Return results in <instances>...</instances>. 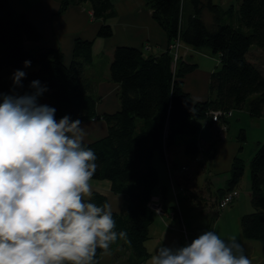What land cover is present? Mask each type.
<instances>
[{
	"label": "trees",
	"instance_id": "1",
	"mask_svg": "<svg viewBox=\"0 0 264 264\" xmlns=\"http://www.w3.org/2000/svg\"><path fill=\"white\" fill-rule=\"evenodd\" d=\"M56 1L60 12L69 6L89 2L93 19L100 21L96 35L104 39L112 36L111 25L107 22L113 14L111 0ZM146 3L170 43L179 38L193 50L210 49L218 56L219 66L209 75L208 99L192 102L183 88V79L196 69V63L182 61L180 56L174 63L169 47L158 56H145L131 45H119L113 50L109 76L119 87V110L100 116L106 124L104 136L83 142L97 156V169L92 179L107 180L111 192L120 194L123 199L119 211H113L114 231H126L127 242L118 238V242L110 245L113 264H144L150 258L146 241L157 215L151 208V197H154L153 190L159 180L152 164L155 154L159 153L165 163L164 155L168 157L175 137L178 134L196 136L198 123L203 120L212 127L214 137L204 149L206 158L211 161L216 154L215 142L219 140L217 125H213L209 115L212 110L230 111L232 115L233 110L246 107L250 117L264 116V70L249 58V53L255 52L253 47L264 54V0H239L235 10L228 8L227 11L211 0H189L192 13L187 16L184 27L180 26L182 0H146ZM206 9L212 16L211 25H206L201 16ZM41 40V35L23 14L14 13L7 0H0V102L3 95L11 92L31 94L33 89L29 85L39 81L47 89L40 97L44 96L47 106L56 110L57 121L64 116L82 122L99 118L95 110L99 99L84 75L85 66L92 60V41L75 39L72 58L65 63L58 49L43 46ZM25 61H31L27 68ZM17 70L26 73L22 87H15L12 82ZM228 119L222 117L221 121L227 125ZM239 137L245 140L243 130ZM256 148L248 164L252 211L241 215L239 227L242 238L259 241L264 246V142L257 143ZM184 151L197 162L196 141L185 143ZM197 165L202 168L203 162L199 159ZM244 168V160L235 154L229 178L225 187L217 190L221 195L216 197L214 205L217 206L218 200L229 191H234L237 198L236 187ZM178 171L183 173L180 167ZM169 178L172 180V176ZM187 183L186 179L185 188L180 187V191L185 189L191 200L197 198L193 189L189 191ZM169 185L175 186L174 183ZM88 202L97 206L108 204L104 193L98 191H92ZM172 208L176 212L171 215L168 212V217L179 218L177 209ZM165 211L164 208L167 214ZM101 252L97 250L95 261Z\"/></svg>",
	"mask_w": 264,
	"mask_h": 264
},
{
	"label": "clouds",
	"instance_id": "2",
	"mask_svg": "<svg viewBox=\"0 0 264 264\" xmlns=\"http://www.w3.org/2000/svg\"><path fill=\"white\" fill-rule=\"evenodd\" d=\"M25 76L15 71L13 85L22 87ZM29 87L31 94L0 102V264H96L97 250L109 255L127 232L114 231L110 204L88 202L97 156L83 145L82 121H57L54 108L37 102L47 89L39 81ZM150 264L251 261L235 236L226 243L204 231L183 247L160 246Z\"/></svg>",
	"mask_w": 264,
	"mask_h": 264
},
{
	"label": "crops",
	"instance_id": "3",
	"mask_svg": "<svg viewBox=\"0 0 264 264\" xmlns=\"http://www.w3.org/2000/svg\"><path fill=\"white\" fill-rule=\"evenodd\" d=\"M7 1L9 2V5L14 13L23 14L25 18L28 19L31 24H33L38 34H40L42 37L41 43L43 46L50 48L52 47L58 49L61 52L62 56H64L65 63L70 62L72 58L71 53L75 39L79 38L82 40L87 39L92 41V60L85 66L84 75L92 83L93 88L95 89L94 94L99 99L95 107L99 118H93L82 122V126L85 128L87 133L83 141L85 143L97 140L106 134V124L100 118L102 114H110L119 110V87L111 80V76H109V63L113 56V50L119 45H131L142 51L145 56H158L165 52V50L173 43H170L164 29H161L155 19L152 18V10L151 7L147 5L146 0H111L113 14H111V16L107 19V22L111 25L113 34L107 39L100 38L96 35V30L100 24V21L93 19L89 2H83L81 5L69 6L64 11L60 12L58 11L59 3L56 0ZM238 1L239 0H211L213 4H218L223 11H227L228 8L235 10L238 7ZM181 6L180 26L184 27L187 21V16L192 13V5H190L189 0H182ZM201 16L206 25L212 24V16H210L207 9L202 11ZM178 51L182 61H190L197 64L196 69L188 73L183 79L184 90L190 95L192 102L208 99L210 96L208 83L209 75L211 71L217 68V64L219 63L218 56L216 61L215 58L211 56L205 49L201 48L193 50L188 45L183 44L181 40L178 46ZM257 51V54L260 55L259 57L264 56V54L259 50H255L253 54H255ZM9 95L20 96L16 92H11ZM37 102L40 105H47V101L44 96L39 97ZM203 122L204 123L200 127H207L208 124H206L205 121ZM209 128V134L212 137V127ZM172 151L173 148L168 150V162L171 165L170 170L172 174V180L169 178L166 164L161 159L160 154L157 153L154 155V157L157 156L159 164L163 166V168H161L162 174L164 176H162V180H160L159 177L157 187L153 190V196L158 198V203H161V207L163 209L165 208L167 211H165L167 214L164 213V215L159 214L155 216V218H158L156 220L161 222L160 224L162 226L166 224L167 218L170 219V221L174 220L168 217V212L173 209V206H171V198L167 197L168 188L170 187L171 191L172 187L169 184H172V182L175 185L174 187H176V192H178L177 194L180 197H183H181L183 201L189 199L185 189L180 191V187L185 188L183 183L186 179L188 181L187 185L189 186V191L190 189H193L194 195L197 198L203 194L210 196L212 206H214V202L217 199L216 197L221 195L217 191L219 188L216 189L214 194L210 193V190H208L209 188H205L202 191L197 184L196 176L194 177L192 172L188 173L187 171L179 174L178 169L181 164L178 163L177 160L173 159ZM215 151L216 154L213 159H217L220 155L217 150ZM186 157H188V160H190L189 156L186 155ZM227 170L229 172L228 168L224 171V173L227 172ZM227 179L224 180L222 188L225 187V181ZM209 183H211L210 180ZM205 184L207 185V183ZM237 188L238 187H236V190ZM245 193L246 195L240 196L239 192H237V198L229 204L232 205L234 203V206H231V208L228 209L224 215H227V213L232 215L234 209L239 206L245 207L246 205V209H243L244 211L249 209V189ZM226 207L223 209H226ZM240 217L241 216H238L237 219H240ZM175 220H177V218H175ZM147 249L149 251L148 247ZM150 252L151 251H149V254ZM149 260L150 258L144 264H147Z\"/></svg>",
	"mask_w": 264,
	"mask_h": 264
},
{
	"label": "rangeland",
	"instance_id": "4",
	"mask_svg": "<svg viewBox=\"0 0 264 264\" xmlns=\"http://www.w3.org/2000/svg\"><path fill=\"white\" fill-rule=\"evenodd\" d=\"M203 49L208 51L209 54L217 61V55L213 54L210 49ZM252 49V51L257 50L255 47ZM253 53H249V58L257 61L260 68L264 70V56L259 57L260 55L257 54L258 51L255 54ZM218 65L219 63L217 64V67ZM228 121V129L225 132L224 137L225 140H217L215 142V150L220 153L217 159L210 161L205 156L204 149L212 142L213 136H210V128L208 126L205 128L200 127L204 123L203 120L198 123L200 131L196 136L178 134V136L175 137V145L173 147L172 156L174 160L178 161V163L181 165L185 164V166L189 168L188 173L192 172L193 175L196 176L197 184L202 191L205 188H209L210 193L214 194L216 189L220 187L222 188L224 180L229 178L230 172L227 170V172L224 173V171L228 168L230 169L232 158L236 154L245 162L244 174L237 190L240 196L246 195L245 192L250 187L248 171L249 159L255 153L257 143L264 142V117L252 118L248 115L246 107H244L241 110H233L232 117ZM240 130H243L244 136L246 137L245 140H242L239 137ZM187 140L196 141L199 151L197 162H199V159L203 162L202 168L197 165L195 160H191L190 157V160H188V157H186L184 146L185 143L188 142ZM152 164L157 170L160 180H162V176H164L162 174L163 166L159 164L157 156L154 157ZM209 180L211 183H209ZM90 183L92 191H98L101 194L104 193L108 200V204L112 207V211H119L123 199L120 194L111 192L109 182L107 180L91 179ZM205 183H207V185ZM175 190L176 187L175 189L174 187H171V191L169 187L167 197L171 198V206L177 209L179 213L178 215L180 216L177 220L174 219L172 221L167 218L166 224L163 226L160 224L161 222L156 220L158 218H155V222L149 227V239L146 241V246L149 248V251H151L150 259L160 246L171 248L183 247L190 244L193 239L197 238L204 231H214L222 239H224L226 243L230 237L235 236L237 242L240 243L243 248V254L249 258L251 264H264L263 244L259 241H246L242 238L239 227L240 219H237V217L243 215V213L247 214L252 211L250 203L248 210H243L246 209V205L245 207L239 206L234 209L232 215L229 213L224 215L226 211L231 208V206H234V203L226 207V209L217 210V206L211 205L212 202L210 196L206 194H203L199 198L192 200L187 199L183 201V197L181 196V198L177 194L178 192H174ZM233 200H235V198ZM174 212L176 211H170L171 214H174ZM119 246L120 244H118L117 249ZM111 254V251L109 255H103L101 252L96 264H113V255ZM147 264H150V260Z\"/></svg>",
	"mask_w": 264,
	"mask_h": 264
},
{
	"label": "built area",
	"instance_id": "5",
	"mask_svg": "<svg viewBox=\"0 0 264 264\" xmlns=\"http://www.w3.org/2000/svg\"><path fill=\"white\" fill-rule=\"evenodd\" d=\"M180 44V40L179 38H175L173 43L169 46V51L170 54L172 55V61L175 63V60L179 57V51H178V46ZM210 117L212 118V123L213 125H217V139L219 140H223L225 139V132L227 131L228 127L226 125L225 122L221 121V118H230L231 117V112L230 111H221V110H212L211 113L209 114ZM164 160L166 163V167H167V172L169 174V176L171 177L172 174L170 172L169 169V163H167L168 161V157L166 155H164ZM189 170V168L185 165L180 166V171L182 172H187ZM236 197V194L234 191H229L226 192L217 202V206L218 209H223L226 206H228V204L230 202H232V200ZM151 208L154 209V211L156 213H159L160 215L164 214V212L162 211L163 208H161L160 204L158 203V198L156 197H151ZM157 209V210H156ZM157 214V215H159Z\"/></svg>",
	"mask_w": 264,
	"mask_h": 264
}]
</instances>
